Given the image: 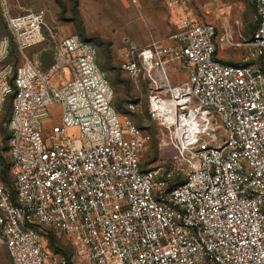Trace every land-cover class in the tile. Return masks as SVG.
Returning a JSON list of instances; mask_svg holds the SVG:
<instances>
[{
	"label": "built area",
	"instance_id": "obj_1",
	"mask_svg": "<svg viewBox=\"0 0 264 264\" xmlns=\"http://www.w3.org/2000/svg\"><path fill=\"white\" fill-rule=\"evenodd\" d=\"M253 2L251 42L233 44L254 50L248 63L223 61L218 41L229 38L189 15L171 43L129 46L121 69L149 80V118L177 150L169 168L144 169L149 137L114 107L96 46L59 38L42 9L13 14L0 0V111L11 99L14 189L0 179V250L11 264H69L43 228L84 264H264V0ZM37 46L39 63L25 53ZM53 105L60 123L45 128Z\"/></svg>",
	"mask_w": 264,
	"mask_h": 264
},
{
	"label": "rangeland",
	"instance_id": "obj_2",
	"mask_svg": "<svg viewBox=\"0 0 264 264\" xmlns=\"http://www.w3.org/2000/svg\"><path fill=\"white\" fill-rule=\"evenodd\" d=\"M13 14L29 10H44L50 27H54L59 38L77 35L92 42L98 51L97 63L106 73L114 92V106L121 118L127 117L146 136L148 146L141 158L144 169H167L174 162L177 150L171 144L170 133L149 118V80L142 75L130 76L121 69L129 46L137 44L147 46L155 42L171 43V36L177 31L180 18L172 17L165 6V0H6ZM78 3V4H77ZM187 14L201 23L213 24L218 37H227L229 42H219V57L230 64H242L253 60L251 47L233 46V44L251 42L256 26L253 0H191ZM6 33V29H0ZM40 46L25 50L33 62L45 61ZM51 55V53H50ZM178 69L170 67L174 84L185 80L181 65ZM179 77V78H178ZM50 116L43 120L45 128L60 123L61 107H49ZM7 111H0V179L5 170L8 189L13 193V178L10 171L9 135L3 127ZM77 135L76 129L68 134ZM6 164L3 165L1 159ZM47 235L56 237V244L66 250L71 264H84L75 257L73 246L59 233L49 228ZM0 264H11L5 249L0 250Z\"/></svg>",
	"mask_w": 264,
	"mask_h": 264
},
{
	"label": "trees",
	"instance_id": "obj_3",
	"mask_svg": "<svg viewBox=\"0 0 264 264\" xmlns=\"http://www.w3.org/2000/svg\"><path fill=\"white\" fill-rule=\"evenodd\" d=\"M78 4V3H77ZM1 28H5V26H4V24H1L0 23V29ZM1 31V30H0ZM253 32H254V30H253ZM88 41V40H87ZM105 73V72H104ZM106 74V73H105ZM114 104V103H113ZM115 107V106H114ZM10 108H11V99L6 103V106H5V108H4V111L6 112L7 111V116H6V118H5V122L7 121V119L9 118V112H10ZM117 110V109H116ZM118 111V110H117ZM119 113V112H118ZM4 122V123H5ZM3 127H4V124H3ZM4 129L6 130V132L8 133V135H9V132H8V130L4 127ZM10 137V136H9ZM1 162L3 163V165H5L6 164V162H5V159L4 158H2L1 159ZM9 167H10V171H11V163H10V165H9ZM2 175H3V178L1 177V180L4 182V184L6 185V187L8 188V186H7V184H6V182H7V176H6V173H5V170L3 171V173H2ZM13 180V179H12ZM12 188H13V185H12ZM13 190V193H14V189H12ZM44 235H46L45 233H44ZM47 240H48V247L49 248H51V249H53L54 251H56L57 253H60V254H62V255H64L66 258H67V260H68V262H69V264H71V261H70V258L67 256V253H66V250L63 248V247H61V246H58L57 244H56V240L58 241V239L55 237H52L51 236V234H48L47 235Z\"/></svg>",
	"mask_w": 264,
	"mask_h": 264
},
{
	"label": "crops",
	"instance_id": "obj_4",
	"mask_svg": "<svg viewBox=\"0 0 264 264\" xmlns=\"http://www.w3.org/2000/svg\"><path fill=\"white\" fill-rule=\"evenodd\" d=\"M153 1H157V0H153ZM166 1L167 0H165V6H166V8L168 9V11H169V14H170V16H171V18L172 17H178L179 16V18H180V20H179V22L181 21V19L183 18V17H185V15H188L187 14V10H188V7H187V9H184V8H181V7H169V6H167V4H166ZM137 3H138V5L140 6V1L138 0L137 1ZM253 4H254V2H253ZM255 7V6H254ZM179 22L177 23V26H176V28L178 29V25H179ZM252 38V37H251ZM135 46H137V47H139V48H143V47H147V46H149V45H147V46H139V45H137V44H134ZM218 51H219V49H218ZM219 53V52H218ZM250 62V61H249ZM246 63H248V62H246ZM176 64H178V63H174V64H171V65H168V70H169V72H170V67H172V69L174 70H176V69H178L177 67H176ZM243 64V63H242ZM172 74H171V72H170V76H171ZM179 78V77H178ZM171 80H172V78H171ZM173 83V82H172ZM174 84V83H173ZM180 84V83H179Z\"/></svg>",
	"mask_w": 264,
	"mask_h": 264
},
{
	"label": "bare ground",
	"instance_id": "obj_5",
	"mask_svg": "<svg viewBox=\"0 0 264 264\" xmlns=\"http://www.w3.org/2000/svg\"><path fill=\"white\" fill-rule=\"evenodd\" d=\"M171 122H172V121L170 120V123H171ZM204 128H205V130H207L208 126H207V125H205V126H204Z\"/></svg>",
	"mask_w": 264,
	"mask_h": 264
}]
</instances>
